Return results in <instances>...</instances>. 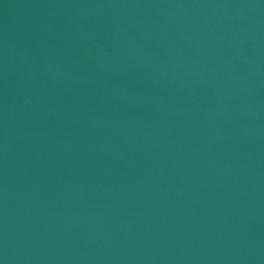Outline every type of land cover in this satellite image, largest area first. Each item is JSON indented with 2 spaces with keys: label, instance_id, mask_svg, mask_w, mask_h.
<instances>
[{
  "label": "water",
  "instance_id": "1",
  "mask_svg": "<svg viewBox=\"0 0 264 264\" xmlns=\"http://www.w3.org/2000/svg\"><path fill=\"white\" fill-rule=\"evenodd\" d=\"M0 264H264V0H0Z\"/></svg>",
  "mask_w": 264,
  "mask_h": 264
}]
</instances>
